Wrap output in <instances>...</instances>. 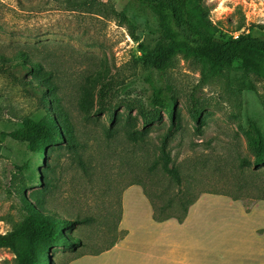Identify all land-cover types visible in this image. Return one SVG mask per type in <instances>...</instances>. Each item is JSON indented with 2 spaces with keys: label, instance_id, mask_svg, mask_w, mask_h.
<instances>
[{
  "label": "rangeland",
  "instance_id": "1",
  "mask_svg": "<svg viewBox=\"0 0 264 264\" xmlns=\"http://www.w3.org/2000/svg\"><path fill=\"white\" fill-rule=\"evenodd\" d=\"M198 5L216 36L264 33V0ZM158 39L154 18L133 0H0V57L23 51L40 64L32 77L0 67V234L22 222V198L37 202L71 221L63 234L75 244L53 249L50 262L58 264L123 236L120 199L130 184L174 217L202 193L245 207L264 199V164L253 167L245 135L251 123L264 131V78L231 68L204 77L202 65L182 51L164 72L152 71L142 66L139 45ZM38 82L50 88L43 93L49 110L69 131L43 161L5 136L23 117L43 115L25 87ZM151 84L172 88L173 122L149 106ZM164 135L167 169L179 183L162 170ZM0 264H16L12 253L0 249Z\"/></svg>",
  "mask_w": 264,
  "mask_h": 264
},
{
  "label": "trees",
  "instance_id": "2",
  "mask_svg": "<svg viewBox=\"0 0 264 264\" xmlns=\"http://www.w3.org/2000/svg\"><path fill=\"white\" fill-rule=\"evenodd\" d=\"M133 1L154 18L156 32L159 35L155 44L139 45L143 67L164 72L169 66L172 55L182 51L202 65L204 77L214 76L221 70L231 68L239 72L249 71L264 78V33L258 36L250 34L236 37L216 36L210 28L207 13L199 7L198 0ZM32 57L23 51H17L8 60L1 56L0 67L32 77L40 70V64ZM25 87L38 97L39 104L44 110L43 115L41 114L38 119L32 116L23 117L20 127L6 133L5 136L25 144L31 154L43 161L50 151L64 144L65 138H69V131L58 124L49 110L48 101L43 93L50 88L39 82ZM171 93L170 86L158 87L151 84L148 102L152 110L161 111L164 117L173 122L175 107ZM191 118L199 123V113L195 107L191 110ZM245 135L253 153L252 165L255 168L259 167L264 164V131L251 123ZM167 143V135L160 138L162 170L179 183L178 173L167 169L169 161ZM36 172L38 174V170ZM132 185L138 184L129 186ZM142 191L151 206L152 219L156 222L174 218L181 223L187 215L189 206L198 197L187 199L182 204V215L174 217L165 215V207L158 209L143 187ZM36 203L22 198V222L10 232L0 234V249L11 252L16 264H52L50 258L53 249L60 248L64 244L70 247L75 244L63 234V231L70 227L71 221L40 210L36 207Z\"/></svg>",
  "mask_w": 264,
  "mask_h": 264
},
{
  "label": "crops",
  "instance_id": "3",
  "mask_svg": "<svg viewBox=\"0 0 264 264\" xmlns=\"http://www.w3.org/2000/svg\"><path fill=\"white\" fill-rule=\"evenodd\" d=\"M120 204L118 241L58 264H264V199L245 207L225 195L202 193L181 223L154 221L138 185L123 191Z\"/></svg>",
  "mask_w": 264,
  "mask_h": 264
}]
</instances>
